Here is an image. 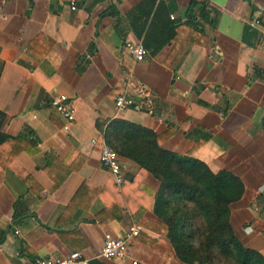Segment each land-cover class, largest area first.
Returning <instances> with one entry per match:
<instances>
[{
    "label": "crops",
    "instance_id": "1",
    "mask_svg": "<svg viewBox=\"0 0 264 264\" xmlns=\"http://www.w3.org/2000/svg\"><path fill=\"white\" fill-rule=\"evenodd\" d=\"M70 1L0 0V132L26 134L0 145V264L72 251L90 264H184L146 206L147 190L159 187L151 174L128 191L130 225L140 229L129 255L98 257L106 233L127 230L113 176L91 142L95 121L115 117L168 132L161 147L239 176L245 191L229 206L230 223L264 255V0H195L207 9H194L197 28H178L142 61L124 43L141 40L129 14L143 0H73L75 9ZM192 1L156 3L182 25ZM140 82L151 103L134 95ZM57 93L72 102L68 129L50 105ZM123 93L137 105L118 111ZM120 160L124 177L134 176L136 165Z\"/></svg>",
    "mask_w": 264,
    "mask_h": 264
},
{
    "label": "trees",
    "instance_id": "2",
    "mask_svg": "<svg viewBox=\"0 0 264 264\" xmlns=\"http://www.w3.org/2000/svg\"><path fill=\"white\" fill-rule=\"evenodd\" d=\"M196 7L200 8L201 15L207 14L206 7L194 0L186 10L187 20L182 25L173 23L169 18L171 9L163 3L157 4L156 0H143L129 17L136 36L147 52L155 55L175 38L178 28H197ZM95 126L99 137L120 157L136 165L135 175L124 177L123 187L110 182L122 199L118 219L121 223L127 220L126 231L131 227L129 213L133 212L134 200L128 191L143 176L151 174L159 181V187L155 191L147 190L151 196L146 206L162 221L161 235L169 240L179 261L184 264H264V255L245 246L230 223L229 206L240 200L245 191L239 176L228 170L213 172L200 159L161 147L168 132L156 133L120 117L97 119ZM24 137L25 133L10 136L0 132V145ZM104 211L103 208L101 213Z\"/></svg>",
    "mask_w": 264,
    "mask_h": 264
},
{
    "label": "built area",
    "instance_id": "3",
    "mask_svg": "<svg viewBox=\"0 0 264 264\" xmlns=\"http://www.w3.org/2000/svg\"><path fill=\"white\" fill-rule=\"evenodd\" d=\"M70 7L75 9V1H70ZM174 19L173 15H170ZM259 25L260 20L254 19L253 25ZM124 47L127 53L135 60L142 61L146 57L147 50L141 40L125 41ZM134 95L144 101V103H151L152 90L143 83H138ZM51 107L65 120L64 129L69 128V124L74 120V109L72 102L68 95L64 93L55 94L50 100ZM115 108L120 111L130 106L137 105V101L131 94H118L114 98ZM92 144L99 148V160L101 164L106 167L115 183L118 186H123L125 183L123 175V165L119 155L115 150L107 144L103 137H96L91 140ZM140 232L139 227L132 226L122 236H112L106 233L103 237V243L98 257L116 258L125 257L129 255V242ZM135 263V261H134ZM25 264H90V260L79 251H72L64 257H39L31 263Z\"/></svg>",
    "mask_w": 264,
    "mask_h": 264
},
{
    "label": "rangeland",
    "instance_id": "4",
    "mask_svg": "<svg viewBox=\"0 0 264 264\" xmlns=\"http://www.w3.org/2000/svg\"><path fill=\"white\" fill-rule=\"evenodd\" d=\"M238 221V220H237ZM235 224H237V223H235Z\"/></svg>",
    "mask_w": 264,
    "mask_h": 264
}]
</instances>
